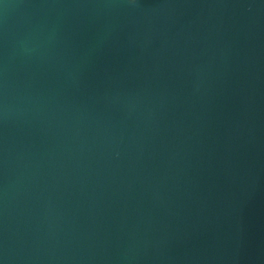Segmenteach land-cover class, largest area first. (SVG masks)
Returning <instances> with one entry per match:
<instances>
[{
  "label": "water",
  "instance_id": "obj_1",
  "mask_svg": "<svg viewBox=\"0 0 264 264\" xmlns=\"http://www.w3.org/2000/svg\"><path fill=\"white\" fill-rule=\"evenodd\" d=\"M0 264H264V0H0Z\"/></svg>",
  "mask_w": 264,
  "mask_h": 264
}]
</instances>
